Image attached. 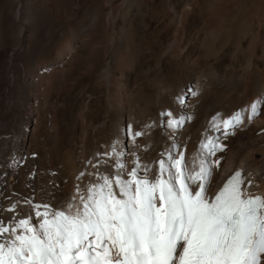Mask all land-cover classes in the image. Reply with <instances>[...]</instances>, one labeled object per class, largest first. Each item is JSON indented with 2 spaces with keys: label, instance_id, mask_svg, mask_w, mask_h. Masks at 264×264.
<instances>
[{
  "label": "bare ground",
  "instance_id": "1",
  "mask_svg": "<svg viewBox=\"0 0 264 264\" xmlns=\"http://www.w3.org/2000/svg\"><path fill=\"white\" fill-rule=\"evenodd\" d=\"M140 2L126 0L117 10L114 45L109 32L117 14L104 11L101 28L104 13L91 8L82 19L87 30L75 21L68 36L45 47L47 0L0 1V48L5 40L22 47L17 56L0 54V223L35 225L34 205L78 204L77 189L83 193L101 176H114L118 163L125 165L124 179L134 161L140 176L147 166L154 177L160 159L180 152L193 167L206 137L225 146L216 154L222 160L208 196L240 169L243 188L264 197L263 0L251 8L244 0H174L157 11ZM103 39L112 45L109 64L100 59ZM254 103L258 111L249 120ZM238 111L242 122L225 136L222 121ZM181 119V126L168 127Z\"/></svg>",
  "mask_w": 264,
  "mask_h": 264
},
{
  "label": "snow or ice",
  "instance_id": "2",
  "mask_svg": "<svg viewBox=\"0 0 264 264\" xmlns=\"http://www.w3.org/2000/svg\"><path fill=\"white\" fill-rule=\"evenodd\" d=\"M257 111L254 103L248 119ZM243 116L238 111L222 121L225 136ZM182 123L169 120L168 127ZM224 148L206 137L193 167L183 152L178 158L169 154L159 160L154 177L147 166L140 176L141 165L134 161L124 179L125 165L118 163L114 176H101L83 193L77 189L78 204L34 205L35 225L28 219L0 223V237L7 235L0 264H264V197L242 187L241 170L208 196L222 160L215 157Z\"/></svg>",
  "mask_w": 264,
  "mask_h": 264
},
{
  "label": "rangeland",
  "instance_id": "3",
  "mask_svg": "<svg viewBox=\"0 0 264 264\" xmlns=\"http://www.w3.org/2000/svg\"><path fill=\"white\" fill-rule=\"evenodd\" d=\"M1 1V0H0ZM36 1H39V0H36ZM67 1L68 0H58V2H57V0H54L53 1V5H50L51 4V2H52V0H47V3L45 4V9H46V18H45V20H44V22L41 24V33H40V36H41V38H40V40H42L40 43L42 44V42L43 41H45L46 42V45L47 46H45V47H48V46H50L51 44H52V42H54L58 37L59 38H61V37H66V36H68V30L70 29L69 28V26L71 27L72 26V24H74L73 22H75V21H77L78 22V24L79 25H81V28H82V30L84 31V29L85 30H87L88 28V23H87V21H83L82 19H84V20H87V17H86V15H87V13H89V11L91 10V8H92V10H94L95 8L96 9H98V11H99V13H104V15H102V17H101V19H100V22H99V27H101L102 28V26H104V18H105V12L106 11H108L109 9H111V10H113L114 12H115V14H117V20H115V23H114V26L112 27V29H113V31L114 32H109L110 34L112 33V35L114 36V37H112V36H110V38L112 39V38H114V42H115V39H117V37H118V35H119V33H120V30H118V28L120 29V27H121V22H120V19H119V14H120V11H121V8L120 7H123L122 5H123V3L125 4V1L126 0H122V4H121V0H77L78 1V5L77 6H75V8L74 7H70V6H67ZM87 1V2H86ZM114 1V2H113ZM137 2H140V4H142V6L144 5H146V6H148L151 10L153 9V7H152V5H156V6H154V11H157L158 9H161V8H163L164 6H166L167 4H169L170 2H174V0H171V1H169V0H165V2H164V0H160V2L162 3H160L159 2V0H151V1H153V2H151L150 0H136ZM143 1V2H142ZM169 1V2H168ZM261 1L262 0H258L257 1V3L258 4H261ZM49 2H50V4H49ZM110 2V3H109ZM145 2H147L146 4H145ZM151 2V3H150ZM157 4H156V3ZM158 2H159V4H158ZM244 4H245V6H247L248 8H251L252 6H257L258 4L255 2V0L253 1V3H252V0H244ZM56 3V4H55ZM82 3V4H81ZM108 3H109V5H108ZM150 3V4H149ZM59 4V5H58ZM66 4V5H65ZM106 4V5H105ZM149 4V5H148ZM152 4V5H151ZM251 4V5H250ZM254 4V5H253ZM257 4V5H256ZM262 4H264V0H263V2H262ZM56 5V6H55ZM58 5V6H57ZM61 5H62V7H61ZM65 5V6H64ZM84 5V6H83ZM96 5V6H95ZM159 7H158V6ZM161 5V6H160ZM164 5V6H163ZM60 6V7H59ZM86 6V7H85ZM92 6V7H91ZM113 6V7H112ZM48 7H52V8H48ZM55 9H54V8ZM94 7V8H93ZM100 7V8H99ZM107 7V8H106ZM156 7H158V8H156ZM120 10H119V9ZM50 9V10H49ZM55 10V11H53V10ZM58 9V10H57ZM88 9H89V11H88ZM100 9H102V11L100 10ZM156 9V10H155ZM49 10V11H48ZM60 10V11H59ZM65 11V13H66V16L64 17V15H65V13H64V11ZM68 10V11H67ZM91 10V11H92ZM119 12H118V11ZM58 11V12H57ZM105 11V12H104ZM153 11V10H152ZM54 12V13H53ZM119 14H118V13ZM60 13V14H59ZM82 15V16H81ZM85 16V17H84ZM76 17H78V18H76ZM66 18V19H65ZM71 18V19H70ZM63 19H64V21H63ZM67 20V21H66ZM83 21V22H82ZM118 21V22H117ZM80 22V23H79ZM103 22V23H102ZM64 23H66V24H64ZM84 23V24H83ZM103 24L102 26H101V24ZM86 24V25H85ZM119 25V26H118ZM61 26V27H60ZM68 26V27H67ZM115 29H116V31H115ZM58 30V31H57ZM67 32V33H66ZM45 33V34H44ZM66 33V34H65ZM118 33V34H117ZM45 36H44V35ZM153 36H150L149 38H152V39H150V41H152V40H155L154 38L156 37V33H151ZM150 34V35H151ZM154 35H155V37H154ZM47 36V37H46ZM45 37V38H44ZM46 39V40H45ZM109 40V42H111L112 43V45H114V44H116V42L114 43L113 42V39L112 40ZM8 41H10V40H5V42L3 43V45L1 46V48H0V54H2V55H5V56H9V54L11 53V52H13V53H17V54H14V56H17L18 54H20V51H21V44H17V43H13V42H8ZM102 43L103 44H105V45H103V49H102V51H103V54H101L102 55V57H101V55H100V59H102L103 60V63L104 64H109L108 62H109V60H110V52H111V49L110 48H112V45H111V43H108V39H103V41H102ZM114 43V44H113ZM11 44V45H10ZM110 46V47H108V45ZM16 45V46H15ZM8 46H10V47H8ZM15 46V47H14ZM107 46V47H106ZM20 49V51H19V49ZM149 48H151V47H149ZM106 49V50H105ZM152 49V50H151ZM150 50L152 51V52H150L149 51V53H153L155 50H156V47H152ZM17 50V51H16ZM149 50V49H148ZM108 54H107V53ZM106 54V56H104ZM104 56V57H103ZM108 56V57H107ZM107 57V58H106ZM15 59H18L17 57H14ZM105 58H106V60H105ZM7 74V75H6ZM5 75L6 76H4L5 78L2 80V85L3 86H5V84L7 83L8 84V81H7V78H8V73H6ZM6 81V82H5ZM1 85V87H3ZM11 94V93H10ZM101 136V135H100ZM102 138V136L100 137V139ZM104 142V139H103V141L102 140H99V144H100V149L101 150H105L106 148H107V141L105 140V142ZM102 144V145H101ZM59 151V150H58ZM57 151V152H58ZM58 153H60V152H58Z\"/></svg>",
  "mask_w": 264,
  "mask_h": 264
}]
</instances>
